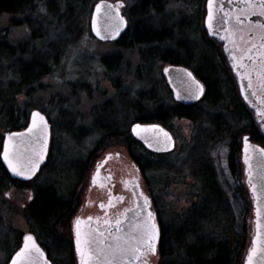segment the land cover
Returning a JSON list of instances; mask_svg holds the SVG:
<instances>
[{
	"label": "rangeland",
	"instance_id": "1",
	"mask_svg": "<svg viewBox=\"0 0 264 264\" xmlns=\"http://www.w3.org/2000/svg\"><path fill=\"white\" fill-rule=\"evenodd\" d=\"M95 3L91 2L83 17L79 41L70 45L50 73L36 84L6 96L8 83L14 81L9 67L11 65L14 71L20 68L10 57L1 59L0 152L5 133L11 131L10 119L16 127H21L26 125L30 113L37 110L47 117L52 133L47 168L26 186L10 187L6 183L0 192V264H7L28 233L34 235L38 244L48 246L52 264H71L73 258L66 253V245L58 241L64 231L58 232L55 226L56 233L46 238L45 231L51 224L44 213L49 212L47 208L56 207L55 201L48 199L49 206L40 212L43 216L39 218H44L37 220L38 223L32 219L33 215L27 217L26 207L34 191L39 187H54L59 199H67L69 194L73 196L78 188L79 172L87 171L88 165L98 157L123 152L127 146H133L130 128L138 116L153 113L160 106L174 107L175 102L163 78V70L169 63L157 60L151 65L146 62L148 48L145 46L123 48L116 43L98 42L90 35L89 21ZM138 3L139 0L126 1L123 15L127 18V12ZM43 4L34 10L32 17L45 26L46 37L39 42L42 49L53 38L51 29L55 26L51 21L53 14H49ZM204 6L205 0H164L159 12L149 10L147 15L154 30L142 29L140 33L142 38L148 39L161 36L162 42L157 44L159 52L170 50L171 57L188 63L187 67L193 72H202L213 88V97L220 93L222 96L217 103L211 101L210 106L205 101L198 104L192 122L171 121L170 131L175 142L171 153L158 156L144 150L140 158L146 167L144 190L159 223L183 229L187 222V237L198 234L205 248L211 246L210 242L214 249L225 241L234 244V233L245 227L247 238L241 264L250 244L251 207L243 185L240 158L238 156L236 161L230 156L232 146H240L242 135L249 129V121L244 117L237 120L233 115L236 108L231 99L234 85L217 45L207 39L203 31ZM24 17L0 15V42L18 47L29 39L30 31ZM128 24L129 29L131 24ZM146 26L148 24L144 28ZM100 126L107 127L108 132L103 135L97 130ZM156 165L160 168L148 170ZM207 169L212 173L211 178L206 176L198 180L199 172ZM212 181L225 195L221 207H218L220 201ZM5 182L0 174V183ZM189 242L186 240L185 244ZM185 244L174 255L164 256L163 260L159 257L153 264H186L188 256L181 251L188 246ZM190 252L195 254L202 250L198 247Z\"/></svg>",
	"mask_w": 264,
	"mask_h": 264
},
{
	"label": "water",
	"instance_id": "2",
	"mask_svg": "<svg viewBox=\"0 0 264 264\" xmlns=\"http://www.w3.org/2000/svg\"><path fill=\"white\" fill-rule=\"evenodd\" d=\"M125 1L128 0H120L116 3L100 0L95 3L89 21L90 34L95 40L101 43H115L125 34L128 28L127 20L122 14ZM255 1L207 0L204 17L205 32L209 37H214L215 33L219 34L227 41V48L229 39L233 41V35L228 30L231 14L237 9L246 7L247 2L251 4ZM226 52H228L227 49ZM163 75L176 102L193 104L201 99L203 86L187 69L168 66L163 70ZM243 98L246 103L253 102L245 88ZM34 113L38 115L34 117ZM137 125H139L138 129ZM131 134L152 153L166 154L174 150L175 144L171 134L158 124H135L131 127ZM49 139L50 126L45 116L39 111L31 112L29 124L25 130L5 135L1 161L12 179L30 181L37 175L46 162ZM241 151V161L254 216V229L243 264H249L250 254L252 255L251 264H264V149L248 142L244 137ZM5 153H7V159H5ZM16 172L23 174L17 175ZM134 193L136 210L129 217L128 227L123 229V233H118V237L98 235L86 228L76 230L77 257L81 258V251H83L84 258L89 264H108L112 251L122 249L123 251L117 255L115 264H138L142 262L141 259L146 253L156 254L160 233L154 223L155 215L149 209L150 199L144 198L137 190ZM145 233L147 236L144 235ZM151 236H154V239H151L150 243L140 242L141 237L148 240ZM152 247L155 248L154 253L151 251ZM18 253L22 255L18 256ZM14 261L16 264H51L46 253L31 235L24 237L20 249L8 264H13Z\"/></svg>",
	"mask_w": 264,
	"mask_h": 264
},
{
	"label": "flooded vegetation",
	"instance_id": "3",
	"mask_svg": "<svg viewBox=\"0 0 264 264\" xmlns=\"http://www.w3.org/2000/svg\"><path fill=\"white\" fill-rule=\"evenodd\" d=\"M228 30L233 35V41L229 39V44L226 48V40L222 39L216 33L214 37H209L203 28L206 38L217 45L219 53L231 76L235 89L234 95V89L232 88L233 94L231 99L236 106L233 115L237 120L244 117L249 121V129L242 135L240 146L237 148L240 158V155L242 157L241 150L244 137H246L248 142L263 147L256 139L264 140V0H256L251 4L247 2L246 7L235 10L229 18ZM226 49L228 52H226ZM186 69L203 86V95L198 102L192 104L176 102L171 93L172 99L175 102L174 108L183 107L184 109L192 110L204 101L205 104L207 103V106L213 104L211 101L217 103L222 97L221 93L213 97V88L210 87L207 82L208 80L199 78L188 67ZM244 88L252 99V103H246L244 100ZM184 120L192 122L191 118ZM93 124L97 125L96 123ZM245 125L247 126V124ZM4 139L0 152V171L2 169L4 170L6 179L9 180L7 182L8 186H26L25 184L33 182L47 168L48 161L50 160L51 139L47 160L38 174L30 181H22L10 177L9 172L1 161ZM132 144L135 147L131 146L129 148L127 146L123 152H110L103 157L95 159L94 162L88 165L89 169L87 171L83 170L81 173H78L80 174V178L76 186L78 187L76 193L73 196L69 194L67 199L58 198L59 200L55 201L57 206L62 209L61 218L50 220V228L47 227L49 230L45 231L46 228H44V231L46 238L56 233L55 226H57L58 232L64 231L63 236L60 235L58 241L66 245V253L73 258L71 264H81V258L76 256L74 243L77 229L86 228L98 235L118 237L117 234L120 232L123 233V229L128 227L130 222L129 217L136 210L134 192L137 190L144 198H148L144 190V166L140 160L145 149L141 144L136 143V141H133ZM230 157H232V152ZM242 178L243 185L247 190L246 177L243 171ZM32 201L33 198L27 205V210ZM59 208H57V211ZM150 209L156 215V223L159 226L161 235L160 223L152 202ZM251 221L253 222V218ZM252 228L253 226L251 227V231ZM127 241L126 239V245L128 243ZM53 243L56 244L54 241ZM40 246L49 254L48 246L44 244ZM52 248L53 245L50 246V249ZM57 254H60V252H57ZM159 257L158 243L157 253H146L142 259L140 258L143 262L138 264H153V261Z\"/></svg>",
	"mask_w": 264,
	"mask_h": 264
},
{
	"label": "trees",
	"instance_id": "4",
	"mask_svg": "<svg viewBox=\"0 0 264 264\" xmlns=\"http://www.w3.org/2000/svg\"><path fill=\"white\" fill-rule=\"evenodd\" d=\"M44 1L46 4H43ZM93 1L97 2L99 0H0V15L9 14L12 16H25L24 22L30 31L29 39L25 40L18 47H10L5 42H0V63H3L1 62V59L7 60L8 57H10L20 68L14 71L13 67L10 65L9 71L14 81L8 83V88L6 89L7 93H5L6 96L19 93L22 89L36 84L50 73L52 67H54L65 55L69 46L76 43L81 38L83 32V17L87 13L89 5ZM163 1L164 0H139L138 5L134 9H130V11L127 12V19L131 24V27L116 44L123 48L132 46H145V48H148L145 56L146 62L151 63V65L157 60H160L172 65L187 67L188 63L180 62L176 60L175 57H171L170 54H172V52L170 50L165 52H159L157 50V44L162 42L161 36L158 37L155 35V37L153 36L152 38L148 39L142 38L140 35L142 29H145L148 32L154 30L155 26H152V21L147 15L149 14V10L159 12ZM42 4L45 5L44 7L46 9H48L49 14H53L51 15V21L55 22L54 28L51 29V33H54L53 38L49 39L47 46L43 49L39 47V42H42V39H45L46 37L44 28L45 26L43 25V27L40 24V20H38V18H32L33 14H35L34 10H38L39 5L42 6ZM50 24H52V22H50ZM147 24L148 26L144 28V26ZM35 43L38 44V47L35 46ZM194 73L199 78L207 80L206 77L203 76L202 72L196 70ZM195 109L196 108L188 110L184 109L183 107L174 108L160 106L153 113L148 112L144 116H138L136 121L140 123H159L168 130H171L170 124L174 119L191 118V120H194L195 117L193 116V111ZM11 121L12 119H10L11 131L24 127H16ZM97 130L101 131L103 135L108 132V128L103 126L97 127ZM114 133L115 128H113V135ZM256 140L259 141L258 143L264 147V140ZM130 142L132 144L133 140H130ZM238 153L237 146H232L231 160L234 159L237 161L239 156ZM157 167L158 165H156V167L150 166L148 167V170H157L160 168ZM145 169L146 167L144 170ZM0 172L8 182L9 180L6 179L4 170L2 169ZM207 172L210 174L211 171L207 169L199 172L201 173V176H199L198 180L200 177L204 178L206 176L211 178L212 173L208 175ZM237 176L238 175H236V177ZM7 182L0 183V192ZM214 189L216 191L217 199L220 201L218 207H221V203L224 201L223 197H225V195L218 188V185L215 184ZM55 193L56 189L54 187L36 188L34 191L33 201L27 210V217L31 218V215H33L32 219L35 223H38L37 220H42L44 217H46V219L48 218L49 220H57L61 218L62 209L57 206V203L55 204L56 207L59 208L58 211L56 207L53 209L47 208L49 206L47 202L49 198L53 201L59 200ZM46 208L50 209L49 212L44 213V217L42 219L39 218L40 216H43L39 215L40 212L44 211ZM186 223L187 222L184 223V226L186 225V227L182 229L172 227L171 225L165 227L160 222L161 235L159 242V253L161 260H163L164 256L167 257L171 254L174 255L175 251L185 244V241L187 240L190 241V244H185L188 246L184 247V245L183 250L181 249V251H183L185 255L188 256L189 262L186 264H240L241 256L246 247L247 236L245 227H242L240 232L236 231L234 233V238H239L238 240L233 239L234 244L232 243V245H230L229 242L225 241L223 243H218V245L216 244L217 246H215L214 249L213 242H210V247L208 246L205 248L203 239L198 234L196 236L190 235L187 237L189 231L187 229L188 226ZM174 242H176L175 245ZM198 247L202 250V252L190 254L192 253L190 251Z\"/></svg>",
	"mask_w": 264,
	"mask_h": 264
},
{
	"label": "snow or ice",
	"instance_id": "5",
	"mask_svg": "<svg viewBox=\"0 0 264 264\" xmlns=\"http://www.w3.org/2000/svg\"><path fill=\"white\" fill-rule=\"evenodd\" d=\"M97 7H98V10H99V6H97ZM189 75H191V74H189ZM36 115H38V114L37 113L33 114L34 117ZM136 128L138 129L139 125H137ZM133 131H136V129H133ZM5 159H7V153H5ZM14 171H15V169H14ZM16 174L17 175H22L23 173L22 172H16ZM144 235L147 236V233H145ZM26 239H31V238L30 237H26ZM151 239H154V236L149 237L148 240H144V238L141 237L140 238V242H142V243H150ZM122 251H123L122 249L113 250L112 253H111V260L108 261V264H115V262L117 260V255L119 253H121ZM151 251L154 253L155 252V248L152 247ZM17 255L20 256V255H22V253H18ZM84 256H85V253L83 251H81V264H89L88 260L85 259ZM248 261H249V264H251V261H252V255L251 254L248 257ZM13 264H16V262L14 261Z\"/></svg>",
	"mask_w": 264,
	"mask_h": 264
}]
</instances>
